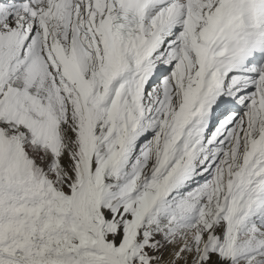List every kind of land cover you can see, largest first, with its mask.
Segmentation results:
<instances>
[{"label": "snow or ice", "instance_id": "1", "mask_svg": "<svg viewBox=\"0 0 264 264\" xmlns=\"http://www.w3.org/2000/svg\"><path fill=\"white\" fill-rule=\"evenodd\" d=\"M0 264H264V0H0Z\"/></svg>", "mask_w": 264, "mask_h": 264}]
</instances>
